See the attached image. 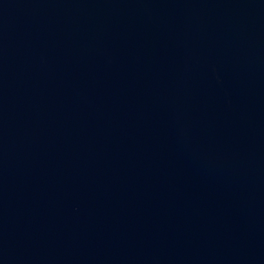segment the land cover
Listing matches in <instances>:
<instances>
[{"label": "water", "instance_id": "1", "mask_svg": "<svg viewBox=\"0 0 264 264\" xmlns=\"http://www.w3.org/2000/svg\"><path fill=\"white\" fill-rule=\"evenodd\" d=\"M0 264H264V0H0Z\"/></svg>", "mask_w": 264, "mask_h": 264}]
</instances>
